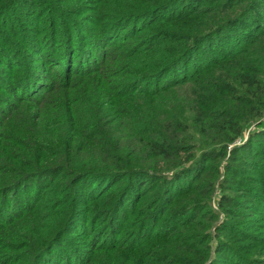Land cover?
<instances>
[{
	"label": "trees",
	"instance_id": "obj_1",
	"mask_svg": "<svg viewBox=\"0 0 264 264\" xmlns=\"http://www.w3.org/2000/svg\"><path fill=\"white\" fill-rule=\"evenodd\" d=\"M0 65L19 101L68 80L0 161L29 264H264V0H0Z\"/></svg>",
	"mask_w": 264,
	"mask_h": 264
},
{
	"label": "rangeland",
	"instance_id": "obj_2",
	"mask_svg": "<svg viewBox=\"0 0 264 264\" xmlns=\"http://www.w3.org/2000/svg\"><path fill=\"white\" fill-rule=\"evenodd\" d=\"M94 12L96 16L100 17L101 15L106 14L109 11H107V9L100 8L98 11H94ZM114 12L115 11H113V13ZM208 51H209L208 45L206 47H204V45H201V47L197 50V52L200 53V56H202L201 58H204L206 56L205 53H207ZM49 69L48 68L44 69V71L40 73L41 74L40 79L42 85L38 88V90L42 94L30 101H26V100L19 101L17 100L19 98V95H17V93L20 90L18 89L16 91H13L15 90L16 87H12L13 85L10 84L7 68L4 65H0V80L2 81L3 84L5 79H7L8 81L7 84H4V86L6 87L5 90L7 91H0V103H1L0 110L3 109V111L0 113V161H2L5 158L4 156L9 153L8 149L10 150V147H13L11 146L10 139H6V138H11L12 136L15 135L13 130H18L19 127L21 126H26L27 128H30L25 124L24 121L28 122L30 118L39 115L41 111L47 110V108L52 107L54 103H56V105L59 103L60 104L63 103V99H65V97L63 96L62 93H60V90L67 85L68 80L65 79V76H62V69L59 66L52 67L51 70ZM55 71L58 72V77L52 76V72ZM18 74L19 71L12 73L13 77L17 76ZM74 79L76 80L79 78L75 77ZM165 80L167 82L169 80V77ZM102 81L100 82L102 83ZM77 85H80V83H78ZM97 85L99 88L97 91L102 92L101 98L104 97L106 98V95L104 96L103 85L101 84H97ZM12 88L14 89L11 92ZM185 93L186 92L184 91V87H182L181 85L175 86V89H173V91L170 94L160 91L159 95L153 97V100L150 104V105H155L156 103L155 101L160 102L159 106L157 107V113L154 115L159 117L161 115H164L165 112L172 111L177 113L184 111L185 110L184 104L186 103L187 100L185 98ZM146 98L148 102L149 99L148 97ZM157 98L159 100H157ZM8 103H10L11 105L8 106L6 109H4L6 107V104ZM3 130L5 132H3ZM129 131L133 132L136 138H140L143 136L141 126H135L134 130H129ZM145 134L146 133L144 132V136ZM16 196H21V194ZM102 228L104 229H102V234L99 241L103 243L107 240V237L111 234L112 231L110 230L109 227L105 229V225H103ZM112 228H114V226H112ZM5 232L6 233L0 232V248L4 250L2 254L12 253L15 254V256L9 257V262L7 263H3L4 261L2 257H0V264H29L28 254L26 252L20 253L21 250L20 247L16 248V246L10 245L11 243L19 242L21 230L18 229L15 225H11L5 228ZM2 244H9V245L8 246L6 245V248H3ZM252 248H254L252 247V244L245 245V248L243 249L245 250V252H243V254L246 257L247 256L254 257V255L252 254L253 252ZM214 264H217V262H214Z\"/></svg>",
	"mask_w": 264,
	"mask_h": 264
}]
</instances>
